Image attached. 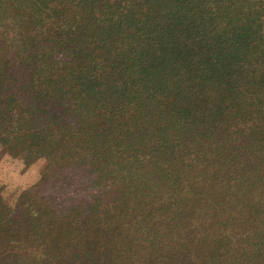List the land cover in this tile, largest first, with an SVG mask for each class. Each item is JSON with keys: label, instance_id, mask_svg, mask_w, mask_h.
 <instances>
[{"label": "trees", "instance_id": "obj_1", "mask_svg": "<svg viewBox=\"0 0 264 264\" xmlns=\"http://www.w3.org/2000/svg\"><path fill=\"white\" fill-rule=\"evenodd\" d=\"M4 168L0 264H264V0H0Z\"/></svg>", "mask_w": 264, "mask_h": 264}, {"label": "rangeland", "instance_id": "obj_2", "mask_svg": "<svg viewBox=\"0 0 264 264\" xmlns=\"http://www.w3.org/2000/svg\"><path fill=\"white\" fill-rule=\"evenodd\" d=\"M5 163L7 161V159L3 160ZM20 166V164H19ZM4 167V166H1V168ZM7 168H4L3 171L4 172H1L0 174V184H5V185H8V187H16V186H19L20 183L19 182H16V174L15 176H13L12 174V171L11 170H8L6 171ZM33 174V173H32ZM29 180H32L33 179V176H29L27 177ZM18 179V178H17Z\"/></svg>", "mask_w": 264, "mask_h": 264}]
</instances>
